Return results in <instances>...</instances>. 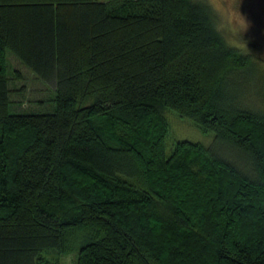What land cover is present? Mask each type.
<instances>
[{
  "label": "trees",
  "instance_id": "trees-1",
  "mask_svg": "<svg viewBox=\"0 0 264 264\" xmlns=\"http://www.w3.org/2000/svg\"><path fill=\"white\" fill-rule=\"evenodd\" d=\"M9 51L53 113L9 114ZM251 64L201 1L0 0V264H264V111L227 93ZM167 110L212 145L167 157Z\"/></svg>",
  "mask_w": 264,
  "mask_h": 264
},
{
  "label": "rangeland",
  "instance_id": "rangeland-1",
  "mask_svg": "<svg viewBox=\"0 0 264 264\" xmlns=\"http://www.w3.org/2000/svg\"><path fill=\"white\" fill-rule=\"evenodd\" d=\"M106 2L107 0H94ZM208 5L218 31L222 33L229 47L239 50L250 57L251 66L243 70L229 82L227 93L232 100L253 109L260 107L264 111L262 94L264 92V0H194ZM9 71V114H45L56 110V91L51 83L41 81L28 70L12 52H7ZM261 85V89H260ZM261 101V102H260ZM260 102V103H259ZM259 104V105H258ZM165 120L168 124L166 138V156L180 141L198 143L210 147L214 133L204 134L197 130L192 120L177 117L167 110ZM87 230L74 238L77 245L84 241ZM87 242V240H85ZM78 249L67 256L58 257L51 253L44 255L47 260L57 264H73Z\"/></svg>",
  "mask_w": 264,
  "mask_h": 264
}]
</instances>
